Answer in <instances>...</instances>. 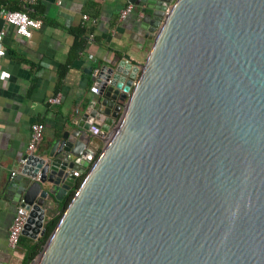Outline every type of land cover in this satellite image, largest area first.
Instances as JSON below:
<instances>
[{"label": "water", "instance_id": "water-1", "mask_svg": "<svg viewBox=\"0 0 264 264\" xmlns=\"http://www.w3.org/2000/svg\"><path fill=\"white\" fill-rule=\"evenodd\" d=\"M128 1L146 59L100 65L4 187L34 240L60 214L27 264H264V0Z\"/></svg>", "mask_w": 264, "mask_h": 264}, {"label": "crops", "instance_id": "crops-1", "mask_svg": "<svg viewBox=\"0 0 264 264\" xmlns=\"http://www.w3.org/2000/svg\"><path fill=\"white\" fill-rule=\"evenodd\" d=\"M127 1L0 0V29L5 30L1 44L6 50L0 56V263H21L24 258L21 245L13 252L7 243L18 206L4 196L3 190L11 173L20 171L19 157L25 151L32 123L44 125L36 149L39 152L50 132L78 118L79 107L94 94L90 87L95 82L96 68L112 65L121 57L137 63L146 59L152 39L134 27L140 9L134 5L125 19L118 17ZM21 6L42 21L28 37L17 35L2 16L5 10H20ZM83 15L95 18V22L84 20ZM80 25L91 28L92 37L81 50L72 53L74 36L69 28ZM57 94L60 102L49 103L48 98ZM102 145L100 142L91 162ZM58 214L56 209L46 220Z\"/></svg>", "mask_w": 264, "mask_h": 264}, {"label": "built area", "instance_id": "built-area-1", "mask_svg": "<svg viewBox=\"0 0 264 264\" xmlns=\"http://www.w3.org/2000/svg\"><path fill=\"white\" fill-rule=\"evenodd\" d=\"M35 1L36 0H21L22 3H33ZM133 10H134V4L131 3L130 1H127V3L119 11V15H118L119 19L121 20L125 19ZM139 15H142L141 11L139 12ZM2 16L6 23L14 27L15 33L19 36L28 37L30 36L32 29L39 28L42 25V21L40 19L30 16L28 12L24 10L8 9L3 12ZM83 19L89 20L92 23L95 22V18H91L88 15H83ZM4 35H5V30L0 29V56H4L6 54L5 48L1 44ZM89 37H92L91 33L89 34ZM97 73H98V68L94 70L93 76L96 77ZM0 76L3 77L1 73ZM98 86H99L98 82L95 80L93 85H91L90 87V91L93 93H97L99 89ZM60 100L61 97L59 94L48 98L49 103H59ZM43 130H44L43 123L41 122L32 123L30 129V136L25 151L19 157L20 165L24 163L25 155H29L36 152V149L43 137ZM92 131L94 133H97L99 129L93 126ZM11 174H15V172H12ZM74 174L76 176H80V173L78 171H74ZM27 217H28V210L25 209L24 207H18L12 217L8 229L7 243L13 252H16V249L18 248L19 245L18 244L19 239L21 236L24 235L23 231L25 229Z\"/></svg>", "mask_w": 264, "mask_h": 264}, {"label": "trees", "instance_id": "trees-1", "mask_svg": "<svg viewBox=\"0 0 264 264\" xmlns=\"http://www.w3.org/2000/svg\"><path fill=\"white\" fill-rule=\"evenodd\" d=\"M19 9L25 11L27 10L24 6L19 7ZM91 31H92L91 28H86L85 26L82 25L78 27L69 28V32L74 36L73 44L71 46L72 53L81 50L86 45ZM82 177L83 175L80 176L79 179H77L75 188L80 184ZM73 194H74V189L71 190L70 193L67 195L64 205H67ZM59 217L60 214L46 220L44 224V229H45L44 234L40 236L38 239L32 240L25 236L20 237L18 244L21 245V247L24 250V258L21 264H27L28 261L32 260L42 250L47 238L54 229Z\"/></svg>", "mask_w": 264, "mask_h": 264}]
</instances>
